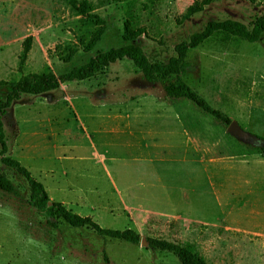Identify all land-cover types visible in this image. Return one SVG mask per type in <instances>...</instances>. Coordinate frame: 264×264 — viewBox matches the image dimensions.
<instances>
[{"label": "rangeland", "instance_id": "obj_1", "mask_svg": "<svg viewBox=\"0 0 264 264\" xmlns=\"http://www.w3.org/2000/svg\"><path fill=\"white\" fill-rule=\"evenodd\" d=\"M105 30L64 0H0V79L59 75L99 51L140 46L165 62L207 21L249 25L264 0H218L189 19L193 0H88ZM146 35L124 41L125 22ZM32 36L19 68L22 41ZM184 81L212 107L264 137V35L246 42L215 33L187 53ZM9 86L0 87L4 94ZM7 154L60 201L103 227L195 245L211 264H264V158L260 144L226 132L185 99L167 97L128 58L83 80L26 94L3 116ZM13 191L0 189V264H180L171 252L71 227L27 202L26 179L0 161ZM54 224V225H52ZM107 256V260L104 256Z\"/></svg>", "mask_w": 264, "mask_h": 264}, {"label": "trees", "instance_id": "obj_2", "mask_svg": "<svg viewBox=\"0 0 264 264\" xmlns=\"http://www.w3.org/2000/svg\"><path fill=\"white\" fill-rule=\"evenodd\" d=\"M64 1L69 5L73 14L86 18L97 25L87 45V49H91L105 30V21L92 11V5L88 0ZM215 1L218 0H193L186 7L178 21L183 22L189 19ZM246 1L255 3L256 0ZM215 33H223L246 42L259 41L264 35V7L259 14L253 17L249 25L234 18L207 21L201 30L190 34L188 39L176 43L174 46L175 54L162 63L151 62L140 46L133 43H125L99 51L82 65L73 67L59 75H55L52 72L29 73L21 76L15 82L0 79V87L9 86L4 94H0V161L3 165L14 168L26 179L29 188L28 204L37 210L46 211L51 218L61 219L71 227H88L98 236L122 240L135 245L139 244L141 238L139 233L134 229L103 227L91 216L81 215L67 208L60 201L50 200L43 183L33 177L31 172L17 159L7 154L8 146L3 129V116L11 104L20 100L23 95H39L59 88L62 83L87 79L99 73L111 63L122 58H128L140 70L147 82L163 83L164 93L167 97L188 100L204 113L211 116L216 122L227 126L231 118L221 110L212 107L183 79V76L191 67L190 62L187 60L188 51L199 46ZM140 35H146L144 27L133 29L130 27L129 22H125L122 34L124 41H131ZM31 41V35L26 36L22 41L19 68L22 67L26 60L27 53L31 47ZM258 137L260 139L259 152L264 158V137ZM0 189L6 192L13 191L12 183L3 173H0ZM146 240L148 241L147 246L152 250L173 253L178 258L180 264H211L198 252L195 245L191 242L176 243L155 237H146ZM104 258L107 260L106 255Z\"/></svg>", "mask_w": 264, "mask_h": 264}, {"label": "water", "instance_id": "obj_3", "mask_svg": "<svg viewBox=\"0 0 264 264\" xmlns=\"http://www.w3.org/2000/svg\"><path fill=\"white\" fill-rule=\"evenodd\" d=\"M226 132L241 140L245 143L249 144H260V139L257 135L243 129L240 124L236 120H231L230 123L226 127ZM141 245H148V241L145 237H142L140 240Z\"/></svg>", "mask_w": 264, "mask_h": 264}]
</instances>
